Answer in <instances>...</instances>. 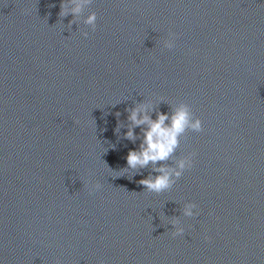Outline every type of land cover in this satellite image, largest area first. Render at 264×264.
<instances>
[{
    "label": "clouds",
    "instance_id": "9594fccd",
    "mask_svg": "<svg viewBox=\"0 0 264 264\" xmlns=\"http://www.w3.org/2000/svg\"><path fill=\"white\" fill-rule=\"evenodd\" d=\"M92 3L93 0H60L58 17L64 18L71 14L72 19L68 22L71 26L76 23L84 9ZM69 5L72 6L69 7ZM82 22L92 31H95L96 12H90L83 18ZM81 35L87 38L89 32L83 31ZM175 39L176 34L169 32L168 37L163 40V47L171 50L175 46ZM161 103H163V98H161ZM169 108L170 111L162 112L159 107H154L151 101H139L133 106L125 108L126 123H121L119 111L115 113L117 117L115 132L126 128L123 139L133 144L139 141L137 148L128 151L125 157L126 167L122 169L133 173L132 178L136 175H142V170H148V175L137 181L139 185L143 186V191L146 193L161 194L170 191L185 170L192 168L195 153H188L179 157L176 153L180 148L181 138L187 132L200 133L203 131L202 120L194 116L189 104L179 102L175 106H169ZM153 114L155 118H153ZM137 128L140 130L139 133L136 132ZM84 186L89 195L102 188V184L98 181L86 180ZM179 211L188 218L199 215L198 205L192 201L184 203ZM170 225L173 229L171 235L174 238L185 234V229L180 225L177 216L171 219ZM57 264L60 262L57 261ZM99 264H104V261H99Z\"/></svg>",
    "mask_w": 264,
    "mask_h": 264
}]
</instances>
